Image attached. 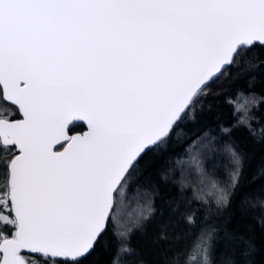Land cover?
Returning a JSON list of instances; mask_svg holds the SVG:
<instances>
[{
    "label": "snow or ice",
    "instance_id": "obj_1",
    "mask_svg": "<svg viewBox=\"0 0 264 264\" xmlns=\"http://www.w3.org/2000/svg\"><path fill=\"white\" fill-rule=\"evenodd\" d=\"M261 67L264 0H0V264H88L141 162L188 144L199 166L212 84ZM185 223L168 264H264L254 238ZM130 254L123 237L112 264Z\"/></svg>",
    "mask_w": 264,
    "mask_h": 264
},
{
    "label": "trees",
    "instance_id": "obj_2",
    "mask_svg": "<svg viewBox=\"0 0 264 264\" xmlns=\"http://www.w3.org/2000/svg\"><path fill=\"white\" fill-rule=\"evenodd\" d=\"M210 92L202 113L188 126L190 134L208 133L211 140L205 139V146L198 149L199 166L192 161L188 144H174L158 154H149L145 158L148 164L142 161L133 173L135 183L121 206V212L136 209L128 219L129 227L114 222L88 264H112L123 237H127L131 254L122 264H168L184 246L189 231L185 217L192 213L201 224L206 220L214 226L219 236L227 231L264 244V140L260 139L264 129V67L238 83L225 76L212 84ZM238 92L248 97L245 121L251 123L256 138L246 126L234 127L241 118ZM1 105L0 113L4 110ZM8 110L15 111L14 107ZM221 128H231V134L223 135ZM228 143L239 153V174L236 161L225 147ZM184 173L187 184L180 181ZM201 178L211 191L199 196ZM162 233H167L168 239H162Z\"/></svg>",
    "mask_w": 264,
    "mask_h": 264
},
{
    "label": "rangeland",
    "instance_id": "obj_3",
    "mask_svg": "<svg viewBox=\"0 0 264 264\" xmlns=\"http://www.w3.org/2000/svg\"><path fill=\"white\" fill-rule=\"evenodd\" d=\"M2 107H5L4 105H1ZM10 109V107H9ZM185 177H186V174L184 173V175H182V178L180 179V181L182 182V184H187L188 183V180L186 177V180H185ZM185 180V181H184ZM199 185H198V188H197V194H199V196L201 195H204L206 193H208L209 191H211V189H209L206 185H207V182L204 181V179H199ZM207 195V194H206ZM133 210H136L134 208H127L126 211L128 212H120L115 220V223L116 225H123L124 228H128L129 227V222H128V219L130 218V215H132V212ZM125 211V208L124 210Z\"/></svg>",
    "mask_w": 264,
    "mask_h": 264
},
{
    "label": "water",
    "instance_id": "obj_4",
    "mask_svg": "<svg viewBox=\"0 0 264 264\" xmlns=\"http://www.w3.org/2000/svg\"><path fill=\"white\" fill-rule=\"evenodd\" d=\"M18 118H22V116L21 117H18ZM80 123H83V122H80ZM87 130V126H86V124H85V128L83 129V130H76V131H73V133L74 134H80V133H82V132H84V131H86Z\"/></svg>",
    "mask_w": 264,
    "mask_h": 264
},
{
    "label": "flooded vegetation",
    "instance_id": "obj_5",
    "mask_svg": "<svg viewBox=\"0 0 264 264\" xmlns=\"http://www.w3.org/2000/svg\"><path fill=\"white\" fill-rule=\"evenodd\" d=\"M18 117H21V116H17ZM83 126L80 128V129H74L73 131H76V130H83L85 128V124L84 123H81Z\"/></svg>",
    "mask_w": 264,
    "mask_h": 264
}]
</instances>
